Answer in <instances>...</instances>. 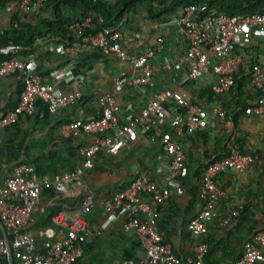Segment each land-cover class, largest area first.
I'll use <instances>...</instances> for the list:
<instances>
[{"label": "built area", "instance_id": "1", "mask_svg": "<svg viewBox=\"0 0 264 264\" xmlns=\"http://www.w3.org/2000/svg\"><path fill=\"white\" fill-rule=\"evenodd\" d=\"M47 1L21 0L11 4L7 11L18 13L30 8L39 13ZM175 27L188 41V48L176 62L167 61L166 69L185 74L186 81L192 84H207L208 79H213L210 86L217 98L214 105L206 107L200 97L192 98L187 92L167 89L125 121L118 115L114 95H102L99 119L75 120L62 126V135L78 144L82 157L74 172L41 175L35 165L21 164L0 186V264H79L94 233L86 218L97 204V195L89 185V173L95 169L101 154L118 156L128 146L131 136L142 138L146 144L159 143L164 159L154 175L144 171L126 189L104 201L108 215L126 214L125 233L134 234L144 249L142 259L129 260L128 264H206L210 250L207 243H200L195 256L184 261L165 242L158 221V206L168 201L186 173L187 157L181 142L184 136L227 120L224 98L235 88L237 76L246 63L237 46L249 32L264 36V14L239 18L217 11L205 13L198 5H185ZM70 32L75 39L71 48L59 45L64 54L81 48L98 49L105 58L131 63L140 72L129 83L133 87L139 89L153 84L156 48L130 55L123 50L119 31L92 17L73 23ZM156 47L163 48L162 39ZM18 53L16 47L0 48V79L19 71L24 80L19 105L5 116L4 126L13 127L23 118L45 119L48 114L74 108L83 100L81 92L67 94L43 82L33 57L22 60L16 57ZM172 83L177 85L179 80L173 77ZM250 84L253 90L264 91L263 65H253ZM246 114L263 116L264 98L257 99ZM256 165L257 158L235 144L223 160L208 164L199 188L202 211L188 224L193 237L207 236L211 224L219 217L220 204L227 197L219 180L230 172L252 175ZM47 191L55 195L47 205V212L56 207L60 211L52 216L49 228L36 229L33 215ZM68 198L76 202L72 212L64 201ZM242 210L241 207L232 210L220 221V227H229ZM234 264H264V227L246 242L242 256Z\"/></svg>", "mask_w": 264, "mask_h": 264}, {"label": "crops", "instance_id": "2", "mask_svg": "<svg viewBox=\"0 0 264 264\" xmlns=\"http://www.w3.org/2000/svg\"><path fill=\"white\" fill-rule=\"evenodd\" d=\"M101 1L114 5L118 2ZM182 8L173 7V0H150L131 7L120 22L114 21V26H108L119 31L123 50L130 55L156 48L153 61L155 77L150 86L138 89L129 84L140 73L131 63L105 58L98 49L81 48L64 54L59 46L63 44L60 38L44 41L30 56L35 60L38 75L43 82L67 94L83 93V100L76 107L47 115L45 119L23 118L15 126L6 127L3 124L4 118L18 107L24 80L19 71L0 79V186L21 164L40 167L49 176L75 171L82 157L78 144L62 135V126L75 120H95L102 113L99 98L104 94L114 95L119 106L118 115L125 121L140 113L153 98L159 97L167 89H177L187 92L192 98H202L201 94L210 87L213 79H208L207 84H192L186 81L185 74L171 73L166 69L167 61L176 62L188 48V41L178 34L175 27ZM202 8L205 9L204 6ZM43 10L34 13L30 8H25L14 18L0 9V32L9 31L13 27H36L51 23L52 13H43ZM64 13L72 15L66 8ZM159 39L163 40V48L160 50L156 47ZM71 40L74 43L72 35ZM72 44L65 45L71 48ZM237 50L246 61L243 69L248 74V80L243 92L250 96L254 91L250 84L252 67L255 64L264 66V36L247 33L240 40ZM173 77L179 80V84L172 83ZM202 99L206 107L216 102L214 99ZM181 142L187 157L183 177L187 179L188 176H194L201 167L223 158L226 149L234 144L257 158L256 170L252 175L230 172L219 180L227 197L220 204L219 217L211 224L210 234L216 233L223 239H229L230 232L234 236L228 240L227 248L212 254L210 264H234L242 256L246 242L264 227V115H247L244 112L237 124L234 117L228 116L218 126L186 134ZM163 159L159 143L146 144L136 136L129 138L128 146L118 156H99L95 169L88 176L89 185L97 195L96 207L86 217L94 233L87 245L85 258L79 264H128L129 260L144 257L140 240L134 234L124 231L126 214L118 212L114 216L108 215L104 210V201L126 189L144 171L154 175ZM181 179L173 188L168 201L158 206V220L175 254L187 260L195 256V249L204 241L193 237L188 230L190 221L202 211V203L200 199H194L191 181L188 180L189 183L186 179L183 182ZM192 182L199 190L201 183L195 178ZM54 197L52 192L44 194L42 205L33 215L34 228L46 229L51 226L47 222V205ZM64 201L71 212L75 210L74 199ZM239 207L244 208L239 217L229 227L221 228L220 221Z\"/></svg>", "mask_w": 264, "mask_h": 264}, {"label": "trees", "instance_id": "3", "mask_svg": "<svg viewBox=\"0 0 264 264\" xmlns=\"http://www.w3.org/2000/svg\"><path fill=\"white\" fill-rule=\"evenodd\" d=\"M19 1L21 0H0V9L6 11L7 13V8L11 4ZM149 1L150 0H118V2L114 5L111 2L109 4H105L101 0H48L44 7L43 13L46 11H50L52 13L53 19L50 21L51 23H43L36 27H13L9 31H2L0 32V48L16 47L19 49V53L16 55V57L22 60H27L31 54L35 52L37 46L41 42L60 38L64 45L67 43L72 44L73 41L71 40L72 34L70 32V27L77 21L92 17L97 22L104 20V26L106 27L114 26L115 22H120L124 18V15L130 10L131 7H134L136 4L140 3H148ZM185 5H198L200 7L204 6L205 13L217 11L221 14L239 18H245L256 14H264V0H173V7L175 6V8ZM65 8L70 10L72 15H67L64 13ZM8 13L14 18L19 16V14L15 12ZM245 71L246 70L242 68L241 73L237 76L235 88L224 98L225 101L227 100L226 108L228 110V115L229 117H234L236 124L238 123V118H241V114L247 111V108L251 103H254L257 99L264 98V91L257 92L254 90L250 96H246L244 94L243 89L248 80V74ZM201 97L209 98L211 100L217 99L213 94L211 86L203 91ZM101 115L102 113L96 119H99ZM228 151L229 149H226L225 155H227ZM223 158L216 161H221ZM207 168L208 166H203L194 174V176H188V179L187 177H183L181 179L183 182L186 179L187 182L191 181V185L194 190L193 197L196 200L199 199V190L193 185L192 179L195 178V180L201 183ZM38 172L41 175H47V172L40 167L38 168ZM46 193L49 194L51 192L47 191ZM59 211L60 208L56 207L51 210V213L47 212L48 224H52V216L57 214ZM159 225L165 242L169 243L167 237L163 233V227L160 222ZM229 236V239H232L234 235L230 232ZM203 239L204 241L201 243H207L210 248L209 255L206 258V264H210L212 254L218 250H223V248L228 247L227 242L229 239H227V237L226 239H223L216 233H209ZM228 251H230L229 248ZM176 255L182 260L186 261V258L181 257L177 253Z\"/></svg>", "mask_w": 264, "mask_h": 264}]
</instances>
